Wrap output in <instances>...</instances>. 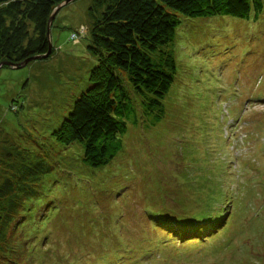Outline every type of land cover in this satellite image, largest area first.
Returning a JSON list of instances; mask_svg holds the SVG:
<instances>
[{
	"label": "rangeland",
	"instance_id": "rangeland-1",
	"mask_svg": "<svg viewBox=\"0 0 264 264\" xmlns=\"http://www.w3.org/2000/svg\"><path fill=\"white\" fill-rule=\"evenodd\" d=\"M94 1L0 67V264H264V10L181 13L163 116L91 166L54 131L92 83Z\"/></svg>",
	"mask_w": 264,
	"mask_h": 264
},
{
	"label": "trees",
	"instance_id": "trees-1",
	"mask_svg": "<svg viewBox=\"0 0 264 264\" xmlns=\"http://www.w3.org/2000/svg\"><path fill=\"white\" fill-rule=\"evenodd\" d=\"M64 1L0 0V63L46 52L50 16ZM263 10L264 0H95L87 45L97 56L92 83L55 136L68 144L81 141L89 165L109 163L124 146L130 122L155 124L163 116L177 72L174 50L164 47L174 41L181 13L249 17Z\"/></svg>",
	"mask_w": 264,
	"mask_h": 264
},
{
	"label": "water",
	"instance_id": "water-1",
	"mask_svg": "<svg viewBox=\"0 0 264 264\" xmlns=\"http://www.w3.org/2000/svg\"><path fill=\"white\" fill-rule=\"evenodd\" d=\"M70 1H71V0H65L63 3L59 4V5L56 7V9L54 10V12L51 14L50 19H49V25H48V34H49V36H50V27H51V23H52V21H53L54 18L56 17V15H57L58 11L60 10V8H61L64 4H66V3L70 2ZM51 52H52V42H51V40H50L49 48H48V50H47L46 52L30 55V56L26 57L24 60H22V61H20V62H15V61H11V60H10V61H2V62L0 63V67H1L2 65H4V64H9V65H14V66H16V67H20V66H22V65H24V64H26V63H28L30 60L35 59V58H37V57H46V56H48Z\"/></svg>",
	"mask_w": 264,
	"mask_h": 264
}]
</instances>
